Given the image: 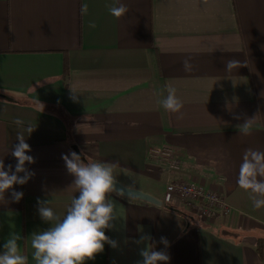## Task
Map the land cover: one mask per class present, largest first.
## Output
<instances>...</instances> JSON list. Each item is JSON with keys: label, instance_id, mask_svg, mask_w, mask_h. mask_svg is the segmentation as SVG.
<instances>
[{"label": "crops", "instance_id": "crops-1", "mask_svg": "<svg viewBox=\"0 0 264 264\" xmlns=\"http://www.w3.org/2000/svg\"><path fill=\"white\" fill-rule=\"evenodd\" d=\"M118 3L128 8L120 18L106 7L117 0H0V94L8 97L0 98V159L14 170L20 118L34 128L24 134L35 160L25 165L35 175L0 200V246L19 233L21 254L35 264L31 235L50 227L37 201L66 214L79 193L62 154L77 146L85 162L111 164L123 185L163 201L156 207L111 192L118 220L105 234L118 248L105 244L86 264H137L141 234L167 251L169 264H264L256 248L264 206L255 208L237 184L244 151H264V0ZM228 60L241 66L228 71ZM167 87L183 101L182 119L159 103ZM248 119L245 135L237 125ZM153 148L172 149L182 168L170 173ZM171 180L216 187L232 212L205 221L166 204ZM12 190L24 194L18 203Z\"/></svg>", "mask_w": 264, "mask_h": 264}, {"label": "clouds", "instance_id": "clouds-1", "mask_svg": "<svg viewBox=\"0 0 264 264\" xmlns=\"http://www.w3.org/2000/svg\"><path fill=\"white\" fill-rule=\"evenodd\" d=\"M110 15L120 18L128 12L123 3L106 5ZM80 13L87 15L88 5L81 4ZM89 28L94 29L96 24L89 21ZM240 62L228 60L226 70L239 68ZM185 71L192 70V64L183 61ZM167 96L159 101L167 112L178 114L183 118V101L176 95V89L167 87ZM73 92V91H72ZM74 93V92H73ZM75 99V96L72 97ZM41 104L42 110L44 105ZM239 119V117H234ZM14 124L21 128L16 133L17 144L11 150L16 164H5L0 159V200L5 201V193L13 189L14 185H25L35 175L26 168L27 164L35 163L34 157L27 153L31 151L26 142L25 132L28 136L34 131L29 125L24 127L20 118L14 120ZM245 135L250 134L251 119L242 125H237ZM83 154L71 151L62 154L67 172L74 177L70 187H74L79 193L71 200L66 214L61 218L49 206L48 200H38V213L40 218L50 224L46 230L34 232L31 235V247L34 250L32 259L35 264H86V261L94 260L97 254L103 253L105 244L113 249L118 248V242L105 234L106 229H115V221L118 220L114 204L109 199V194L114 191L116 182L113 175V165L103 162H85ZM23 173V175H19ZM238 186L250 192V199L257 209L264 206V151L248 148L244 151L242 162L239 165L237 177ZM23 192L11 191V202L18 203L23 198ZM23 239L19 233L10 234L0 250V264H28V257L22 255L18 241ZM152 237L149 234H141L134 243L143 245L139 249L140 260L137 264H169L171 259L166 250H156ZM161 244L167 249L169 241L161 237Z\"/></svg>", "mask_w": 264, "mask_h": 264}, {"label": "built area", "instance_id": "built-area-1", "mask_svg": "<svg viewBox=\"0 0 264 264\" xmlns=\"http://www.w3.org/2000/svg\"><path fill=\"white\" fill-rule=\"evenodd\" d=\"M151 157L164 164L170 173L179 171L183 161L170 148H153ZM166 204L182 206L205 221L226 217L232 212L227 198L214 186L196 180H171L166 186Z\"/></svg>", "mask_w": 264, "mask_h": 264}, {"label": "water", "instance_id": "water-1", "mask_svg": "<svg viewBox=\"0 0 264 264\" xmlns=\"http://www.w3.org/2000/svg\"><path fill=\"white\" fill-rule=\"evenodd\" d=\"M0 98L8 99L7 96L2 95V94H0ZM73 149L77 154H82V152L80 151V149L77 146H74ZM82 158H84V160L86 161V158L84 157V155L82 156ZM114 192H116L120 196L128 198V199L139 200V201L151 204V205L156 206V207H162L163 206V201L159 200L158 198H156L150 194L144 193L140 190L126 187L125 185H123L118 180H116V182H115Z\"/></svg>", "mask_w": 264, "mask_h": 264}, {"label": "trees", "instance_id": "trees-1", "mask_svg": "<svg viewBox=\"0 0 264 264\" xmlns=\"http://www.w3.org/2000/svg\"><path fill=\"white\" fill-rule=\"evenodd\" d=\"M257 252L259 253L260 256L264 258V238H260L257 241Z\"/></svg>", "mask_w": 264, "mask_h": 264}]
</instances>
